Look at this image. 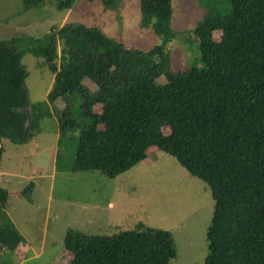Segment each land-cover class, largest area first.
Wrapping results in <instances>:
<instances>
[{
	"label": "trees",
	"instance_id": "1",
	"mask_svg": "<svg viewBox=\"0 0 264 264\" xmlns=\"http://www.w3.org/2000/svg\"><path fill=\"white\" fill-rule=\"evenodd\" d=\"M22 1L29 8L43 0ZM101 1L106 8L118 2ZM75 2L57 0L56 6ZM202 3L207 15L194 34L204 68H172L173 0H140V25L163 37L148 50L128 48L79 22L51 26L24 47L22 36L0 39V138L25 144L38 120L55 116L60 137L80 129L73 170H98L110 178L156 145L211 190L203 264H264V0H227L222 11ZM215 30L221 31L219 41L212 39ZM26 52L42 57L53 74L44 101L29 103ZM161 76L164 85L157 83ZM85 78L96 86L94 93ZM75 94L82 98L77 115L69 101ZM58 98L64 107L51 109ZM2 153L3 147L0 161ZM33 188L29 182L21 191L28 201ZM8 198V189L0 187V264L2 251L24 240ZM63 245L68 264H170L177 257L173 233L142 222L106 235L68 228Z\"/></svg>",
	"mask_w": 264,
	"mask_h": 264
},
{
	"label": "rangeland",
	"instance_id": "2",
	"mask_svg": "<svg viewBox=\"0 0 264 264\" xmlns=\"http://www.w3.org/2000/svg\"><path fill=\"white\" fill-rule=\"evenodd\" d=\"M204 2L221 11L227 6V0ZM56 3L43 0L26 8L22 0H0V39L22 36L24 47L51 26L79 22L100 28L131 49L148 50L163 41L150 26L140 25V0H118L110 8L101 0H76L67 9H58ZM173 8L171 27L176 36L168 44L172 68H204L194 29L206 18V6L202 0H173ZM220 37V30L213 31L214 41ZM22 61L29 103L46 100L53 74L44 59L26 52ZM157 83L166 84V77L161 76ZM84 86L91 93L97 90L88 78ZM69 101L77 115L82 98L75 94ZM64 105L58 98L50 107L56 110ZM92 111L100 113L101 106L94 105ZM163 131L169 134L171 130L166 126ZM31 134L25 144L2 141L0 187L9 191L7 210L22 234L32 239L31 245L25 237L2 251V264H68L70 253L63 245L68 228L106 235L133 229L140 222L173 233L177 257L170 264H203L214 201L209 186L175 155L151 145L144 159L110 178L98 170H73L80 129L60 137L58 121L51 116L38 120ZM29 182L34 184L32 201L21 195Z\"/></svg>",
	"mask_w": 264,
	"mask_h": 264
},
{
	"label": "crops",
	"instance_id": "3",
	"mask_svg": "<svg viewBox=\"0 0 264 264\" xmlns=\"http://www.w3.org/2000/svg\"><path fill=\"white\" fill-rule=\"evenodd\" d=\"M33 189H34V188H33ZM9 214H10V213H9ZM20 232L23 233L21 230H20ZM22 235L24 236V238L27 237L26 239H28V243L31 245V244H32V241H31L32 239L29 238L28 236L24 235V234H22ZM5 251H8V250H5Z\"/></svg>",
	"mask_w": 264,
	"mask_h": 264
},
{
	"label": "water",
	"instance_id": "4",
	"mask_svg": "<svg viewBox=\"0 0 264 264\" xmlns=\"http://www.w3.org/2000/svg\"><path fill=\"white\" fill-rule=\"evenodd\" d=\"M3 145H2V140L0 138V150L2 149Z\"/></svg>",
	"mask_w": 264,
	"mask_h": 264
}]
</instances>
